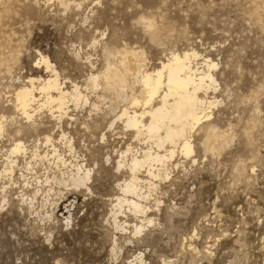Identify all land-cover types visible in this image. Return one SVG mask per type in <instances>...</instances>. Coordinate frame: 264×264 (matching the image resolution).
Wrapping results in <instances>:
<instances>
[{"label":"rangeland","instance_id":"374dc122","mask_svg":"<svg viewBox=\"0 0 264 264\" xmlns=\"http://www.w3.org/2000/svg\"><path fill=\"white\" fill-rule=\"evenodd\" d=\"M191 49L199 71L215 64L205 96L216 103L190 132L193 152L175 147L166 177L139 170L156 185L146 214L124 206L115 229L111 203L129 178L121 151L156 148L117 118L139 84L129 76L134 89L120 97L87 78L125 50L140 54L142 73ZM40 55L86 101H69L60 120L42 107L33 130L11 103L27 77L46 75ZM1 115L22 132H0V264H264V0H0ZM16 139L24 150L11 154ZM69 163L90 169L88 189L60 183Z\"/></svg>","mask_w":264,"mask_h":264},{"label":"bare ground","instance_id":"6f19581e","mask_svg":"<svg viewBox=\"0 0 264 264\" xmlns=\"http://www.w3.org/2000/svg\"><path fill=\"white\" fill-rule=\"evenodd\" d=\"M191 50L172 53L159 66L151 69V71L144 70L142 73L139 72L142 60L140 54L135 50H125L119 53L117 64L108 63L103 72L99 74L90 73L87 78V85L95 88L100 77L105 82L104 84L113 92H117V96L120 97L125 96V88L130 91L134 89L131 84H128L129 76L134 79V81L132 80L134 83L139 84L138 94L130 95L129 98L126 97L133 109L128 110L129 107H123L117 118L124 119L125 126L133 132L135 138L143 136L150 140L156 148V150L150 148L143 150L139 156L130 153L131 146H127L125 150L121 151L117 167L125 165L129 171V178L119 185L120 195H114V202L111 203L110 217L115 229L124 230L125 224L118 219V214L122 213L124 206L133 214H146L147 206L142 204V200L149 197L151 187L156 185L150 179L138 177L139 170L146 168V174L152 179L166 177V162L173 157L175 147H178L184 156H189L193 152L190 132L209 117L207 109L216 103V101L210 100L211 98L207 99L205 96L207 90L214 89V83H216L210 73L215 64L212 61L206 62V70L200 69L199 71L197 66L192 65L198 54ZM40 59L43 72L46 75L37 73V77H27L26 83L14 89L11 103L13 110L18 111L29 123L27 128L33 130L39 124H35L32 117L42 107L48 108L52 118L54 116L60 120L66 113L69 101L73 102L74 105H79L78 102L82 98L86 101V96L82 95L83 93L77 84L66 89L65 81L60 80L49 59L45 56H41ZM137 106L141 109L137 110ZM54 112L57 114L54 115ZM2 118L4 115L0 116V132L5 130V132L14 135L22 132L21 127L6 130ZM64 138L65 134L61 132L60 139ZM50 140L49 135L44 136L45 143L50 142ZM67 143L69 146L70 141ZM166 144H169V147ZM21 150H24V143L20 139H16L10 153H17ZM51 154L56 157L57 161L63 165L66 164L63 157L55 149ZM37 156L38 153L34 152L32 159L37 158ZM13 159L9 160L10 165H8L9 168L6 169V173L12 172V164L15 163ZM69 165L71 166L70 172L66 175L67 177L65 176L66 178H61L60 183L64 185L71 183L76 188L87 187L90 169L80 163H69ZM143 189H146V192H142ZM142 220L149 222L150 218L143 217ZM132 227L134 233H139L143 226L133 224ZM113 250L114 248H112ZM135 259L141 261L138 256H135ZM132 264H136V262L134 261Z\"/></svg>","mask_w":264,"mask_h":264}]
</instances>
